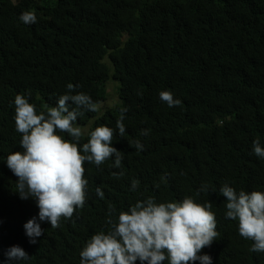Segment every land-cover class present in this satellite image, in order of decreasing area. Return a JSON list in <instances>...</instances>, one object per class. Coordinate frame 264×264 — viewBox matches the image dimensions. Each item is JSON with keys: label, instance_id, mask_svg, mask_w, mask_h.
Wrapping results in <instances>:
<instances>
[{"label": "trees", "instance_id": "16d2710c", "mask_svg": "<svg viewBox=\"0 0 264 264\" xmlns=\"http://www.w3.org/2000/svg\"><path fill=\"white\" fill-rule=\"evenodd\" d=\"M29 10L37 23L20 21ZM110 81L119 86L112 106ZM69 83L72 94L101 105L77 117L85 130L81 150L90 131L108 126L123 159L119 168L114 157L98 168L85 162L93 173L84 207L61 218L59 228L37 219L44 233L31 244L24 225L36 208L19 204L18 178L6 164L22 139L14 100L23 94L39 114L57 105ZM162 91L181 104L169 107ZM123 109L121 137L116 122ZM256 139L264 146V0H0V252L8 257L11 246L22 247L30 258L16 264H81L91 236L111 230L109 205L118 221L121 211L149 197L211 201L219 235L199 254H209L212 264H264V252L251 251L254 241L239 235L238 221L225 218L227 198L219 194L224 184L264 192ZM205 185L208 191L197 195Z\"/></svg>", "mask_w": 264, "mask_h": 264}, {"label": "clouds", "instance_id": "9594fccd", "mask_svg": "<svg viewBox=\"0 0 264 264\" xmlns=\"http://www.w3.org/2000/svg\"><path fill=\"white\" fill-rule=\"evenodd\" d=\"M24 24L37 23L34 11H25L20 17ZM75 85L69 83L68 91L59 96L56 106H45L37 114L36 105L30 103L23 94H17L15 104L16 131L22 134L20 146L23 152L16 151L6 158L7 167L18 178L16 187L19 204L33 206L34 198L37 208L34 216L25 225V234L31 244L37 243L44 230L39 221H48L51 228H59L61 218L71 219L77 208H83L87 199L85 179V162L97 167L114 157L115 168L121 166L122 152L112 147L116 130L108 126H97L88 133V142L80 146L84 129L75 122L83 114L82 110L97 112L100 102H94L85 93L72 94ZM29 95H31L29 93ZM160 99L169 107L181 104L169 91H162ZM68 101L75 107L71 108ZM121 111L116 122L118 134L123 137L126 131ZM150 130H143L147 135ZM58 133H67L71 139H65ZM137 150L143 145L135 141ZM83 152V154H82ZM253 152L264 158V146L259 139L253 141ZM118 178L123 172L113 173ZM139 186L133 180L132 190ZM208 191L207 186L198 190ZM219 194L226 197L225 218L238 221L239 235L252 240L251 251L264 252V192L240 190L224 184L219 187ZM96 195L103 199L104 193L96 188ZM211 201L197 203L192 197L182 201L157 203L154 197L137 201L127 211H121L118 221L111 219L116 209L109 205L111 230L100 231L91 236L80 252L81 264H135L137 260L144 264H212L209 254L200 255L205 247H210L219 233L216 230V215L211 211ZM5 257L0 252L2 264H16L30 257L20 246H11Z\"/></svg>", "mask_w": 264, "mask_h": 264}, {"label": "rangeland", "instance_id": "374dc122", "mask_svg": "<svg viewBox=\"0 0 264 264\" xmlns=\"http://www.w3.org/2000/svg\"><path fill=\"white\" fill-rule=\"evenodd\" d=\"M118 92H119L118 84L115 81H110L107 84V97H108L107 105L108 106H112L115 103L119 102Z\"/></svg>", "mask_w": 264, "mask_h": 264}, {"label": "bare ground", "instance_id": "6f19581e", "mask_svg": "<svg viewBox=\"0 0 264 264\" xmlns=\"http://www.w3.org/2000/svg\"><path fill=\"white\" fill-rule=\"evenodd\" d=\"M15 134H16V136H20V138H22V134L21 133L16 132ZM19 144H20V140L18 141V145H17V148H16L15 152L16 151H20V152L24 151ZM95 168H98V167H95ZM90 173H93L92 169H89V168L85 167V174H84L85 175V179H87L88 185H90L92 187V182L89 180ZM31 203L33 204L34 208H37V204H36V201H35L34 198H31Z\"/></svg>", "mask_w": 264, "mask_h": 264}]
</instances>
